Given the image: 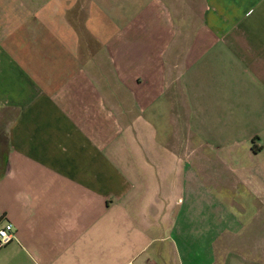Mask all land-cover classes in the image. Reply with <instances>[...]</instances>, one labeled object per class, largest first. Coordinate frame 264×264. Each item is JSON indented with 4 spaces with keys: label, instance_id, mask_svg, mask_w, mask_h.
<instances>
[{
    "label": "crops",
    "instance_id": "obj_1",
    "mask_svg": "<svg viewBox=\"0 0 264 264\" xmlns=\"http://www.w3.org/2000/svg\"><path fill=\"white\" fill-rule=\"evenodd\" d=\"M0 264H264V0H0Z\"/></svg>",
    "mask_w": 264,
    "mask_h": 264
},
{
    "label": "built area",
    "instance_id": "obj_2",
    "mask_svg": "<svg viewBox=\"0 0 264 264\" xmlns=\"http://www.w3.org/2000/svg\"><path fill=\"white\" fill-rule=\"evenodd\" d=\"M14 227L11 223H6L4 225H0V247L9 244L13 238Z\"/></svg>",
    "mask_w": 264,
    "mask_h": 264
},
{
    "label": "rangeland",
    "instance_id": "obj_3",
    "mask_svg": "<svg viewBox=\"0 0 264 264\" xmlns=\"http://www.w3.org/2000/svg\"><path fill=\"white\" fill-rule=\"evenodd\" d=\"M5 140H6V137L3 135V137L0 138V142H3L4 143Z\"/></svg>",
    "mask_w": 264,
    "mask_h": 264
},
{
    "label": "trees",
    "instance_id": "obj_4",
    "mask_svg": "<svg viewBox=\"0 0 264 264\" xmlns=\"http://www.w3.org/2000/svg\"><path fill=\"white\" fill-rule=\"evenodd\" d=\"M1 137H3V134L1 135Z\"/></svg>",
    "mask_w": 264,
    "mask_h": 264
}]
</instances>
